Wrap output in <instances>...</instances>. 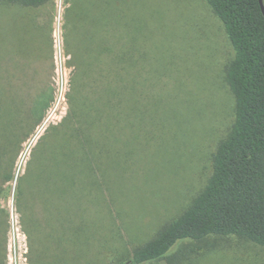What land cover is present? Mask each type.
<instances>
[{"label": "rangeland", "instance_id": "374dc122", "mask_svg": "<svg viewBox=\"0 0 264 264\" xmlns=\"http://www.w3.org/2000/svg\"><path fill=\"white\" fill-rule=\"evenodd\" d=\"M66 35L82 62L94 64L86 76L78 72ZM97 36L114 51L112 56L117 52L114 57L128 73L122 77L129 91L123 101L128 102L130 124L121 128L113 123L108 132L107 127L108 140L100 127L87 132L103 140L90 146L86 167H62L70 173L65 177L74 174L75 183L74 194L62 196L67 203L61 207H76L65 215L68 224L45 225L29 239L14 212L17 178L42 135L55 127L52 141L62 143L68 130L80 128L62 125L69 119L67 95L73 90L94 99L97 87L114 80L110 70L98 77L99 67L105 66L94 58V46L104 45ZM232 58L223 25L204 0H63L61 5L52 0L40 8L0 6V94L13 107L30 95L24 109L28 118L11 126L24 136L2 201L10 219L7 264H30L33 252L43 262L55 255L70 264L124 262L177 218L206 185L213 154L230 132L234 99L225 73ZM61 85L64 103L44 124ZM81 139L79 130L67 146L72 149ZM78 152L56 158L76 160L83 155ZM174 256L178 264H264L263 248L233 236L184 241L152 264H168Z\"/></svg>", "mask_w": 264, "mask_h": 264}, {"label": "trees", "instance_id": "16d2710c", "mask_svg": "<svg viewBox=\"0 0 264 264\" xmlns=\"http://www.w3.org/2000/svg\"><path fill=\"white\" fill-rule=\"evenodd\" d=\"M50 1L0 0V6L40 8ZM204 1L222 23L233 49V58L225 73L234 99V119L230 132L217 146L210 177L198 196L153 238L134 249L127 260L116 264L158 263L174 246L184 241L200 242L210 237L233 236L264 249V17L258 0ZM69 18L73 20L71 15ZM66 36L67 49L76 58L78 72L80 76H86L94 64L89 65L84 58L82 62L74 52V44L69 35ZM97 37L104 45L96 49L94 46V58L96 63L105 66L103 69L99 67L98 77L102 78L105 74L108 76L110 70L114 80H108L104 86L97 87L99 97L94 99H89L90 96H77L71 89V94L67 95L69 119L65 118L62 125L67 127L72 123L80 128L68 130L61 137L64 138L62 143L55 138L52 141L55 127L47 135H42L31 152L25 173L17 178L14 212L18 216L19 227L29 239L34 231L45 225L68 224L70 216L65 215H70L76 207H61L62 203H67L62 196L65 192L72 194L75 183L72 177L74 174L65 177L64 173H70L64 172L62 167H86L90 146H97L100 138L103 140V136L92 137L88 133L98 127L101 133H105L108 127V132L113 123L121 128L130 124L126 115L131 113L128 102L126 99L123 101L129 91L122 77L128 73H125L118 61L119 57H114L117 52L112 56L110 52L114 51L107 47L102 36ZM104 58L108 60L104 61ZM110 63L112 67L107 68ZM9 99L13 97L9 95ZM23 100V104L13 107L5 93L0 94V264H7L10 228L9 212L2 206V201L8 196L7 184L14 179V165L24 136L23 133H13L11 126L28 118V111L24 109L29 106L30 95ZM40 119L41 114L35 117L34 126ZM120 123L122 126L118 125ZM79 130H82V139L70 149L67 139H77ZM106 133L104 140L109 137ZM77 151L83 155L76 160L68 158L59 162L56 158L59 153ZM38 255L33 252L30 264H70L58 255L49 262H43ZM178 261L179 258L174 256L168 264H178Z\"/></svg>", "mask_w": 264, "mask_h": 264}, {"label": "built area", "instance_id": "2783aa9c", "mask_svg": "<svg viewBox=\"0 0 264 264\" xmlns=\"http://www.w3.org/2000/svg\"><path fill=\"white\" fill-rule=\"evenodd\" d=\"M57 2H59L60 5H61V3L63 2V0H56V3ZM57 32L59 33V28L58 27L53 30V34H54L55 37H58ZM54 41H56V40L54 39ZM55 97H56L55 98V103L53 105H51V107L49 108V110L47 112V115H46V119L44 120V124L55 115V113L57 112V110L60 107V105L62 103H64V100H65V90H64L63 85H61L57 89V91L55 93ZM59 113L61 114L62 111L59 112Z\"/></svg>", "mask_w": 264, "mask_h": 264}, {"label": "water", "instance_id": "95a60500", "mask_svg": "<svg viewBox=\"0 0 264 264\" xmlns=\"http://www.w3.org/2000/svg\"><path fill=\"white\" fill-rule=\"evenodd\" d=\"M258 2H259V6H260V9H261L262 15L264 17V4H263V0H258Z\"/></svg>", "mask_w": 264, "mask_h": 264}]
</instances>
